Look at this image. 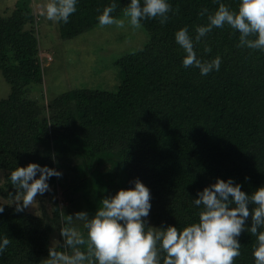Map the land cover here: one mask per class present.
<instances>
[{"label":"trees","instance_id":"trees-1","mask_svg":"<svg viewBox=\"0 0 264 264\" xmlns=\"http://www.w3.org/2000/svg\"><path fill=\"white\" fill-rule=\"evenodd\" d=\"M168 2L173 12L167 22L142 20L149 34L146 45L117 59L126 79L120 91L87 88L62 93L48 105L50 118L41 114L38 101L24 96L42 81L38 16L24 0L10 14H0V71L11 87L9 96L0 98V164L8 170L7 185L15 193L10 172L30 162L62 172L49 179L54 184L48 191L50 216L26 209L16 212L15 205L0 201V237L10 240L0 253V264H46L49 250L71 254L61 230L77 228L87 238L74 214L94 215L102 198L132 187L129 182L135 178L150 190L148 226L174 225L178 230L198 219L199 209L191 200L218 177L233 178L246 193L264 186V51L237 47L239 34L228 26L213 28L194 41V51L202 61L219 56V71L201 76L199 69L183 67L186 54L174 33L187 27L195 37L196 27L207 23L218 4ZM221 2L233 10L238 4ZM113 3L111 15L124 16L128 0H78L68 22L58 23L60 37L72 39L98 26V15ZM205 8L208 12L199 15ZM133 81L173 87L178 105L124 94L123 88ZM57 186L65 206L55 195ZM247 223L250 226V218ZM53 226L59 229L55 247ZM238 240L241 254L233 264H254L255 236L242 231Z\"/></svg>","mask_w":264,"mask_h":264},{"label":"clouds","instance_id":"clouds-1","mask_svg":"<svg viewBox=\"0 0 264 264\" xmlns=\"http://www.w3.org/2000/svg\"><path fill=\"white\" fill-rule=\"evenodd\" d=\"M77 3L78 0H46L41 15L53 22L67 23ZM216 3L218 7L208 14L207 23L196 27L195 37L189 35L187 27L174 33L175 42L186 54L183 67H195L201 76L220 69L219 56L202 61L194 51V41L213 28L228 26L239 34L237 47L264 51V0H238L234 10L221 0ZM115 8L113 3L103 9L97 17L99 25L124 27L123 20L111 15ZM170 12L173 9L168 0H128L123 9L129 24L137 29L144 19L159 18L161 24L166 23ZM206 12L205 8L199 15ZM52 159L55 163L54 156ZM54 176L59 178L62 172L34 162L16 166L9 175L17 190L14 211L23 212L38 194L51 191L48 181ZM129 183L132 187L102 198L94 215L76 212L74 216L83 222L87 238L75 230L62 229L60 234L71 254L49 250L46 264H233L234 258L241 254L238 237L242 231L256 238L252 250L254 264H264V186L246 193L233 178L218 177L214 183L198 189L191 200L199 209L198 219L178 230L174 225L148 226L150 190L139 178ZM250 205L255 207L250 210ZM3 212L0 204V213ZM9 243V238L0 237V253Z\"/></svg>","mask_w":264,"mask_h":264},{"label":"rangeland","instance_id":"rangeland-1","mask_svg":"<svg viewBox=\"0 0 264 264\" xmlns=\"http://www.w3.org/2000/svg\"><path fill=\"white\" fill-rule=\"evenodd\" d=\"M23 0H0V14L8 15L11 9L20 5ZM37 14L35 33L38 40V56L41 63V84L34 83L30 92L24 96L38 101L41 114L50 118V101L62 93L75 89H101L120 91L124 79L123 72L116 61L119 57L144 47L149 39L144 27L133 28L125 16L117 18L124 21V27L112 25H98L82 34L63 40L60 37L59 25L41 15V8L46 0H24ZM11 87L0 71V98L7 97ZM123 93L159 103L178 105L177 91L170 86L150 85L140 81H133L123 88ZM40 114V115H41ZM50 129V121H48ZM51 133V131H50ZM49 133V134H50ZM0 163L2 155L0 154ZM59 170V168L57 169ZM8 170L0 164V201L15 205V193L7 185ZM56 178V177H55ZM51 187L53 183L48 182ZM53 190V188H52ZM46 193V194H45ZM37 195L35 201L26 210L42 215L51 213L50 192ZM55 193V192H54ZM56 197L65 206L61 189L56 187ZM77 231V228L75 229ZM78 232V231H77ZM53 246L59 243V229L53 226Z\"/></svg>","mask_w":264,"mask_h":264}]
</instances>
